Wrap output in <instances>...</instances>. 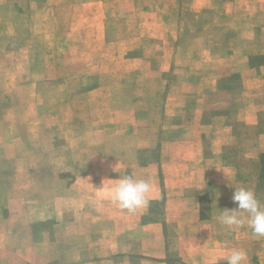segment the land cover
Here are the masks:
<instances>
[{"label":"crops","instance_id":"crops-1","mask_svg":"<svg viewBox=\"0 0 264 264\" xmlns=\"http://www.w3.org/2000/svg\"><path fill=\"white\" fill-rule=\"evenodd\" d=\"M40 9L42 19L38 16ZM231 9L234 12L247 10L255 18V23H246L251 29L246 39L253 49H244L237 56H231L230 66L234 65L228 70V59L218 56L215 60L219 65L225 63L223 71L218 66L220 72L217 75L234 72L242 76L240 86L233 88L238 91L233 103L236 108H245L248 100L243 96L248 93L251 103L250 109L241 110L235 121L240 123V128L244 123L250 133L254 131L249 137L257 143L264 134L258 131L259 109L253 97L258 91L259 73L264 72V61L253 60L254 56H264V0H0V37L3 29H10L6 31L9 34L7 42L14 60L22 59L24 53L29 54L30 46L36 43L44 46L42 57L47 60L52 49L49 33L52 27L60 30L85 28L86 34L84 39L71 38L74 36L71 32H68L69 38L59 34L54 53L63 44L66 48L67 44L78 43L80 52L82 45H90L92 54L99 50V45L129 44L128 52L119 59L108 55L107 68L100 70L95 64L93 71L85 73L98 76L90 90L95 94L114 90L125 75L162 79L170 71L177 76L187 69L192 72L189 61L193 56L200 57L197 61H208L211 57L205 51L194 53L189 50L186 55L181 51L182 44L189 42L184 33L194 32L187 17L195 19L196 26H224L223 32H226V23L213 21L211 24L205 21V16L218 10L227 14ZM7 11H10V20L6 17ZM236 26L240 27L239 23ZM37 27L47 32L46 39L35 38ZM190 39L195 41L198 37ZM52 40L56 42L55 38ZM44 43L50 46L45 47ZM147 43L154 44V49H148ZM134 49L138 52L131 54ZM57 54L54 58L62 59L60 50ZM208 64L203 62L195 68L207 69L210 68ZM111 65L115 69H111ZM76 73L83 74L82 71ZM55 74L43 71L45 76ZM178 82L183 84V80ZM185 83L189 85L188 80ZM190 90L182 87V92ZM223 90L232 91L231 88ZM204 108L201 103L194 117L197 131L194 130L188 140H181V137L162 142L161 158L155 161L144 162L140 155L141 145L131 146L124 138L117 148H107L101 153L95 149L92 164L64 168V171L76 173L75 177L68 186L64 179H57L54 186L68 188L72 190L71 194L67 189V194L35 198L26 189L24 195L6 196L4 188L14 187L15 181L9 177L4 179L2 175L8 170L0 166V264H170L174 259H180L183 264H225L223 258L229 254L224 238L227 230L213 222L218 220L219 212L217 215L214 211L210 215L202 213L200 197L206 194V185H212L218 190L210 193V203L218 204L213 198L220 196L221 186L226 185L224 174L221 176L220 173L229 169L217 139H221L220 132L230 134V128L223 126L222 131L209 132L217 133L215 136H207L199 129L206 121ZM249 110L251 117L243 119L242 115ZM219 119L224 121L221 116H215L213 123H218ZM125 120L127 124L131 123L130 116ZM125 120L111 118L107 123ZM139 121L138 124L142 123ZM152 130L155 136L152 139L158 140L160 127ZM262 150L264 148L256 147L255 156ZM25 171L35 170L28 167ZM211 171L215 174L209 178ZM125 173L133 178L148 179L153 185L149 203L134 213L113 204L102 190L103 184L108 183L106 179H118ZM156 203L162 205L158 213L154 211ZM196 225L199 231H196ZM196 237L201 239L196 240ZM203 238L207 241L201 245Z\"/></svg>","mask_w":264,"mask_h":264},{"label":"rangeland","instance_id":"rangeland-1","mask_svg":"<svg viewBox=\"0 0 264 264\" xmlns=\"http://www.w3.org/2000/svg\"><path fill=\"white\" fill-rule=\"evenodd\" d=\"M38 12L41 18V9ZM250 13L244 9L240 12L231 9L227 14L222 10L206 14L205 21L211 24L213 21L226 23V32H223L224 26L220 28L196 26V20L187 17L194 32L184 33L185 40L189 42L182 44L181 51L184 55L189 50L194 53L209 52L208 56L211 60L197 61L200 57L193 56L189 61L192 72L187 69L182 72L183 75L180 72L177 76L170 71L162 79L153 77L139 79L135 75H125L114 90L95 94L90 90H93L98 76L85 73L93 71L95 64H98L100 70L107 68L108 55L115 56L116 60L119 59L128 52L126 47L130 46L129 44L99 45V50L93 54L90 45H82L83 50L80 52L78 43L67 44L66 48L64 44H59L60 47L56 50L57 53L58 50L61 51L62 59H55L54 56L58 57V54L54 53V50L58 47L57 41L61 33L63 38H69L68 32H71L74 35L71 37L73 39L80 37L84 39L86 34L83 31L85 28L60 30L52 27L49 29L52 49L47 54V60L42 57L41 50L44 46L38 43L32 44L31 52L24 53L22 59L14 60L10 57V44L7 42L9 34H6V31L10 29H3V36L0 37V166L8 170L2 177L4 179L9 177L15 181L14 187L4 188V195H24L26 189L33 193L35 198L43 195L67 194L68 188L54 186L57 179L66 180L68 186L75 177L76 173L64 171V168L69 165H90L94 162L95 149L101 153L107 148H117L124 138L127 143H131V146L141 145L140 155L144 162L155 161L161 155L162 142L181 137V140H188L194 134L196 130L194 117L197 108L203 103L205 107L203 116L206 121L204 122L203 119L204 123L201 125L204 126L199 129L207 136H215L217 133L209 134V132L222 131V127L227 126L230 128V134L220 132L218 134L221 139H217L229 169L225 173H220L221 176L224 174L226 185L221 186L220 196L213 198L218 202L213 205L210 203V193L217 192L218 188L206 185L204 188L206 194L200 197L202 213L210 215L214 211L217 215L225 208H235L231 196L233 189L237 187L253 190L256 198L264 205V154H262L264 150L257 157L255 156L256 147L264 148V135L255 143L249 137L255 132L250 133L244 123L240 128V123L235 121L241 110L250 109L248 108L251 103L250 93L243 96L248 100L245 103L247 108H236L233 101L238 91L233 88L240 86L242 76L234 72L218 76L220 72L218 66H221L223 71L225 62L219 65L215 60L218 56L227 58L226 70H228L234 65L233 63L230 66L231 56H237L244 49H253L246 39L251 33L246 23H255V18ZM6 17L10 20V11H7ZM121 18L123 19L122 16ZM238 23L240 27L236 26ZM46 35L47 32H44L42 27H37L36 39H46ZM193 37H198V40L192 41L190 38ZM52 38H55L56 42ZM49 46L46 44L45 47ZM146 46L148 49L155 47L152 43H147ZM6 48L8 51H5ZM137 52L138 50L134 49L131 54ZM94 59L97 61L95 62ZM180 60L185 59L180 58ZM253 61L261 63L264 61V56H254ZM203 62L209 63L210 68H195ZM111 69L115 67L111 65ZM44 70L56 74L45 76ZM80 71L83 74L76 73ZM99 78L115 77L99 76ZM178 80H183V84ZM187 80L189 85L185 83ZM183 86L191 88L190 92H182ZM230 88L232 90L230 92L223 90ZM253 102L259 109L258 131L264 134V72L259 73L258 91L253 97ZM127 105L131 107H126ZM126 110H129V113ZM250 112L249 110L242 115L243 119L251 117ZM128 116L131 117L130 124L125 120ZM215 116H221L224 121L219 119L218 123H213ZM111 118L115 121L123 119L125 122L108 124L107 120ZM137 120L142 123L138 124ZM156 126L160 127L158 140L152 139V136H155L151 131ZM28 167H33L35 171H25ZM214 174L215 171L209 172V178ZM71 191L68 189V194H71ZM160 208L162 209L161 204L154 205L156 213ZM244 220L242 225L234 227L239 231H235L234 228L228 229L218 220L213 222L216 226L219 225L227 230L224 238L228 253L232 249H241L247 256L245 264H264V237L252 233L247 224V213H244ZM195 229L199 231L197 225ZM198 239L201 237H196V240ZM206 241L203 238L201 245ZM170 264L183 263L180 259H174Z\"/></svg>","mask_w":264,"mask_h":264},{"label":"clouds","instance_id":"clouds-1","mask_svg":"<svg viewBox=\"0 0 264 264\" xmlns=\"http://www.w3.org/2000/svg\"><path fill=\"white\" fill-rule=\"evenodd\" d=\"M106 180L108 183L102 186L103 194L119 208L134 213L149 203L148 196L153 191V185L148 179L133 178L125 173L118 179ZM231 200L236 207L223 209L218 222L233 229L245 222L242 213H247V224L252 233L264 237V205L256 198L254 191L246 187L234 188ZM223 259L226 264H245L247 256L241 249H232Z\"/></svg>","mask_w":264,"mask_h":264},{"label":"trees","instance_id":"trees-1","mask_svg":"<svg viewBox=\"0 0 264 264\" xmlns=\"http://www.w3.org/2000/svg\"><path fill=\"white\" fill-rule=\"evenodd\" d=\"M262 154H264V152Z\"/></svg>","mask_w":264,"mask_h":264}]
</instances>
